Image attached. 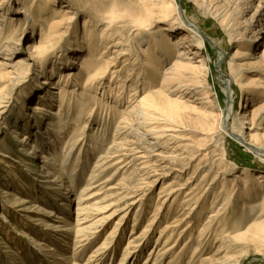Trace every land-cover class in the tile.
<instances>
[{
	"label": "bare ground",
	"instance_id": "6f19581e",
	"mask_svg": "<svg viewBox=\"0 0 264 264\" xmlns=\"http://www.w3.org/2000/svg\"><path fill=\"white\" fill-rule=\"evenodd\" d=\"M130 1L16 0L19 8L13 12L11 0H0V119L6 112L5 87L21 82L35 65L38 76L33 79L31 89L37 97L28 106L29 112L20 111L3 126L10 142L20 147L18 153L25 158L18 170L30 179L28 187L20 182L15 185L18 192L12 193L7 203L4 201L5 209L35 213L30 217L25 214L29 218L22 215L20 221L22 226L23 221L27 225L26 219L41 225V234L50 246L37 239L32 243L48 246L44 252L52 258V264L112 263L130 212H134L132 226L116 264H128L130 259L134 264L152 237L155 241L140 264H242L243 254L232 253L245 241L264 254V214L244 231L238 228L244 221L233 225L234 230L228 225L239 204L245 212L254 203L248 217L255 215L256 205L264 208V172L253 173L247 168L232 172L233 159H228L218 142L231 137L264 164V130L255 131V120L264 111V84L259 82L264 68L242 84L243 88L251 87L239 112L244 119L242 126L228 128L234 106L231 83L222 71L227 44L217 43L199 27L192 10L186 9L189 2L193 3L208 21V0H137L130 12L120 9V3ZM247 8L252 13L243 22L250 20L252 30L243 39V46L262 41L254 55L248 54L250 61L243 65L245 69L258 68L264 57V23L261 29L253 30L264 18V0H250ZM243 12L242 7L237 8L238 17ZM20 13L30 22L22 32L15 17ZM227 14L218 18L222 27L227 25ZM79 17L83 19L77 24ZM159 23H163L160 31L152 33L151 28ZM69 30L72 36L62 49L59 44ZM18 32L24 37L28 33L24 52L19 49ZM207 44L217 50L214 64L223 76L222 92L228 96L224 107L215 103L218 92L211 85L213 69ZM241 55L237 48L231 58ZM227 64L231 70L235 66L232 59ZM78 84L81 92L75 95ZM258 100L263 103L248 113L244 111ZM98 119L100 126L96 129L93 124L99 123ZM111 125V139L106 142ZM71 126L76 127L57 157V144ZM92 126L102 139L88 144L87 131ZM187 130L200 136L189 137ZM210 146L214 147L207 151ZM89 154H95L96 159L87 174ZM35 162L39 169L33 166ZM11 166L6 162L4 170L17 179ZM155 189L157 197L153 200ZM31 190L39 196L35 194L31 206L22 208L28 201L19 193L23 196ZM9 195L2 187V200ZM47 196L54 201L50 204L57 205L59 214H65L74 204V221L68 222L36 204L44 203ZM152 206L150 218L138 229L145 211ZM205 210L208 212L200 222ZM162 219L164 223L156 230ZM111 222L114 224L104 239L82 263L77 262L76 258L99 240ZM10 239L16 252L10 253L9 259L12 264H22L18 261L23 240L17 235ZM193 241L189 258L183 260Z\"/></svg>",
	"mask_w": 264,
	"mask_h": 264
},
{
	"label": "rangeland",
	"instance_id": "374dc122",
	"mask_svg": "<svg viewBox=\"0 0 264 264\" xmlns=\"http://www.w3.org/2000/svg\"><path fill=\"white\" fill-rule=\"evenodd\" d=\"M136 1L137 0H131L127 4L120 3L119 4L120 9L122 8L126 12H130V10L134 8ZM9 4H10L9 7L11 8V10L13 12L15 11L16 8H19L18 4L16 3V0H11V2ZM249 4H250V0H227V1H225V0H208L207 5H209L210 10L206 12L207 14L205 16V17H207L208 21L207 20L205 21L204 17H202L201 10L195 8L193 3L189 2V4L186 5L187 10H189V9L192 10L191 15L194 17V20L198 23V25L201 29H203L207 34H210L213 38H215L217 43H219V44L221 43L223 45L227 44V51H226L227 53L225 55V58L222 61L223 62L222 63V67H223L222 71L225 73L223 75L225 77H227L231 83L232 90H233V106H234L233 115L230 117V119L228 121V126H227L228 128L233 127V126H235V127L242 126V124H243L242 122H244V119H242V118L240 119L239 112L241 111V106L246 104V101H244V97H246V94L249 93L248 90L251 89L250 86L247 88L246 87L243 88L242 84H244V82L246 81L248 76H250L253 73H260L259 71H261L264 68V57L259 62L261 64L258 63L256 65L259 68V70H256L258 68H246L245 69L243 66L248 61H250V56H248V54L254 55V53L257 52L256 47L260 46V43L262 41L261 40L258 43L254 42L249 47L247 45L243 46V43L246 42L243 39H246V37L250 36V32H248V31L250 29L252 30V27L248 26V23L250 20H248V22H246V24H245V22H243V20L246 18L250 19L252 9L247 8V6ZM238 7H242L243 11H245L242 14H240L239 17L237 16V8ZM246 8L249 11H246ZM23 10H26L27 12H29L27 10V7H24ZM215 10H217V12ZM224 12L228 13L227 17H226V20H227L226 27H224V26L222 27L218 23L219 22L218 21L219 16L222 15ZM215 13H216V15H215ZM15 17H16V19H18L17 21L19 22V25H18L19 31H21V32L25 31L28 23H30V22H26L24 20V14H22V13L15 15ZM82 19H83L82 17H79L77 19V24H80ZM258 23H259V25H258ZM258 23H257V26H255V29H253L254 31L262 28V24L264 23V18H262V20ZM162 24L163 23L157 24V26L151 28L150 31L152 33L156 34L157 32L160 31L159 27L162 26ZM74 25H76V24H73V27H74ZM246 27H247V30H245V32H244V28H246ZM37 28H39V27H37ZM253 28H254V26H253ZM26 34H28V33H26ZM26 34L24 37V35L20 36L19 32L17 33V36L21 37V39L19 41L20 42L19 49L21 52H24L26 50V45H27V42L29 41L26 38ZM71 36H72V30H69L67 35L61 40L62 42L59 44V45H62V47H64L62 49H65L67 47L66 46L67 41L70 40L69 38H71ZM135 39H138V36H136ZM138 40H139L138 44H140V46H141L143 43L140 42V39H138ZM207 48H208V52H210L209 53V60H210V63L212 65V69H213V74L211 76V85L213 88H217V92H218V99L217 98L215 99V103L224 107L226 104L225 102L226 101L228 102V98H227L228 96L222 92L223 91L222 90L223 85H224V82H223L224 80L222 79L223 76L219 75V73L217 72L218 68L214 64L215 60H216L217 50L216 49L213 50L209 44H207ZM237 48L242 51V55L238 56L236 58H231L232 53ZM229 59H230V61L232 59V62L235 65L232 70L229 68V65L227 64V60H229ZM51 60H52V58H51ZM53 60H54V58H53ZM237 63L242 64V65L237 66L236 65ZM166 64L167 63L165 62L162 65V67H164ZM259 65H260V67H259ZM36 69H37V66L35 65L32 67L31 72L27 75V77L24 76L22 78L21 82L17 81L15 83V85L10 84V85H7L5 87V89L7 91V95H6V98L4 99L5 102L3 104L5 105L4 109L6 110V112L3 114V117L0 119V190L3 187L4 190H7L11 195H9L6 199H3V200L0 197L1 198L0 199V264H12L13 263V260L9 259L10 258L9 254L10 253L14 254L16 252L15 251L16 248L13 247V242H12V239H10V238H14V236H16V235H17V237L18 236L21 237V239L23 240L21 243L22 245H20L21 249L19 252V261H18V259H16V262L18 261L22 264H52L51 263L52 258L48 257V255H46V253L44 252V250L48 246L35 245L34 243H32V239H37L38 242H41V243L45 242L50 246V244L47 240L48 238H46L45 234H41V232L43 231L41 229V225L36 226L34 224V221L30 222V220L26 219L27 222L26 221L25 222L27 223V225H25V223L23 221L24 225L22 226V222L20 221V218H22L21 217L22 215L27 216L25 214H28L30 217V215L33 216V215H35V213L29 212V211H23V212L18 211V210L15 211L16 208L15 209L12 208V209H9L10 211H7L4 207V201L7 203L8 201H10V199H12V193L18 192L16 190V186L18 185L19 182H20V184L30 185V179H28L26 172H21L18 170V167L22 168V165L25 161V158H22V156H20V152L18 153V151H19L18 149H20V147H18L16 144L10 142V139H9L10 137L8 138V134L6 133V129L3 126L8 125L9 124L8 122L11 121V119L15 118L13 116H17V114H19L20 111H21V113H22V111H24L25 113L29 112L28 106L30 104L34 103V99H36V97H37L35 90L32 91V89H31V87L34 86L33 85L34 84L33 79H34V77H36V74H35ZM259 82L260 83L263 82V84H264V70L261 71V73L259 75ZM75 88H74L75 89V95L76 94L79 95L80 94L79 92H81L80 84H78ZM246 91H247V93H246ZM262 91H264V90H262ZM127 95H128V93L125 94V97ZM214 97H216V96H214ZM262 101L258 100L256 102L249 103V107L245 108L244 111L246 113H248V110L250 111L254 106H257L258 104L263 103ZM238 117H239V120H238ZM100 120H99V123L95 122L93 124L94 127L97 126V127H95L96 129L99 128V126H100ZM244 125H249V124L244 123ZM93 126L91 129H89V131H87V140L85 142L88 144H90L91 142L92 143L96 142V141L98 143L102 139L101 136H98L97 134L94 133L96 131V129ZM255 126H256L255 127L256 132H262L264 130V111L262 112L261 117H259L255 120ZM75 127L76 126H71L62 135L61 141H59L60 143L57 144V147H58L57 148V155L55 154L57 157L61 156L60 152L62 151V145L65 143L66 139L69 137L71 130H73ZM112 129L113 128L111 125L109 128V131H108L109 133L106 134V136L108 135L106 142H108V139L109 140L111 139L110 130H112ZM33 131H35V130H33ZM23 132H25V131H22V133ZM186 133H188L189 137H192L195 139H197L200 136L197 132L190 131V130H187ZM225 140L220 139L218 142H219L220 146H223L224 149L226 150V152L228 154V159H231V160L233 159L232 160L233 164H231L232 165L231 166L232 172H235V171L238 172L242 168H247L253 173L256 171L257 172L258 171L264 172V164L260 160H258L255 156H253V154L250 153L243 146V144H239L236 140L232 139L231 137H227ZM106 142H105V144H107ZM103 147H105V145ZM213 147L210 146L207 149V151L213 149ZM15 151H17V153ZM76 152H77V150L75 151V153ZM90 157H91V155L89 154L88 159ZM95 157H96V155L94 154L89 159V163L87 164V167L85 168V173H87V174L89 173V170H90L91 166L93 165L92 163L96 159ZM13 159H15V161H18V162H15ZM6 162H9L10 164H12L11 168L13 169V172H15V174L17 173L16 174L17 179H15L14 177H10L6 173L7 171L5 172L4 164ZM18 164H22V165H18ZM34 165H35V168L36 167L38 169L40 168V167H38L39 166L38 162H35L33 164V166ZM13 167H15V169ZM38 173L42 174V172H40V171ZM12 178H14V179H12ZM83 179H84V177H83ZM84 182L85 181H82L81 183H79L77 185V191L80 189V187L83 185ZM28 185H27V187H28ZM54 187L58 188V185H54ZM39 188H41V187L39 186ZM41 189H43V188H41ZM31 191H29V194H23V196L19 193V196H21L22 198H24L28 201V203H25V205L21 206L22 208L27 207V206H31V204L34 202V200H36L35 198H33L35 194H36V196H39L37 191H35V192H33V190H31ZM64 191H66V190H64ZM48 196H47V198L44 199V201H45L44 203L37 200L38 202L36 204H38L40 207L46 208L49 211L53 210V212L59 214V211L57 210V207H56L57 205L50 204V203H54V201L51 197H48ZM71 197L73 198L74 196H71ZM152 197H153V200L154 199L156 200L157 189H155V191L152 193ZM252 204H254V203H251L249 205L250 208H246L245 212H243L244 210H242V208H241L242 205L239 204L237 211L234 214H232V216H230V218L228 220V222H229L228 225H229V228H231V230H234L232 228L233 225H235L236 223H240L241 221H244L243 224L238 226L240 231H244L247 229V226L253 220L259 218L262 214H264V208L261 205H256L258 207L255 208L257 210V211L255 210L256 211L255 215L248 217L247 211L249 209L250 210L253 209ZM53 206H55V207H53ZM153 209H154L153 206L151 208H147V210L144 213V218L142 219V222L138 226V229L140 227H142L145 224V222L150 218V215H151V212L153 211ZM207 212H208V210H205V214L203 213L204 215H202L200 222H202V220L206 216ZM73 213H74V204H71V206L69 207V210H67V212H65V214L60 213L59 215H62L63 218H66V220H68V222L72 223L74 221V218H75L74 217L75 215ZM133 215H134V212H130L128 217H127V223L124 225L125 233H123L121 240L118 241V245H117L118 249L113 254L112 259H111L112 263H110V264H116L119 260L120 254L122 253L123 248L125 246V243L127 241L126 238L129 236L128 232L132 226V220L131 219H132ZM39 216L42 218H45L41 214ZM164 221L165 220L162 219L155 226V229L158 230L160 228V226L164 223ZM113 224L114 223L111 222L103 230V232L100 235L99 240H97L95 242V244H93V246H91V248H89L83 254V256L81 258H76V259H78L77 262L82 263L85 260L86 256L88 254H90V252L95 247V245L104 239L106 232L110 229V227H112ZM31 226H34V227L31 228ZM122 227L123 226H121L120 228H122ZM36 228L37 229L40 228L39 229L40 231L39 230L36 231L35 230ZM123 228H122V231H123ZM35 231L38 234L35 233ZM24 233H25V235H24ZM155 235H156V232H154L152 236H155ZM101 236L102 237L104 236V237L102 238ZM124 237H125V239H124ZM154 241L155 240L152 237L151 241L149 243H147V245L143 249V252L141 254L140 259L135 261L134 264H140L143 261L142 259L148 256L147 255L148 249L151 247V245L154 243ZM194 241L196 242V238ZM194 241H193L192 245L189 247V249H187V251L184 253L185 255L182 256L183 260H186L189 258V255L191 254L192 246H194L193 244L195 243ZM241 246H242L241 249H237V250L233 251L232 254H235V255L243 254V263L242 264H264V254L262 252H259V253L256 252L254 247H252V245H250L246 241ZM53 247H55V249L57 250L56 246L53 245ZM3 251H6L7 254H3ZM57 252L60 253L58 250H57ZM67 254H70V253H67ZM132 260L133 259H130L128 264H132Z\"/></svg>",
	"mask_w": 264,
	"mask_h": 264
}]
</instances>
